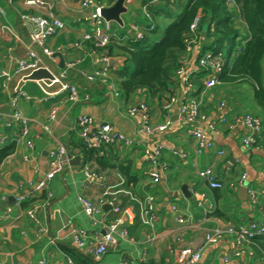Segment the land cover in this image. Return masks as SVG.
I'll list each match as a JSON object with an SVG mask.
<instances>
[{
  "label": "crops",
  "instance_id": "crops-1",
  "mask_svg": "<svg viewBox=\"0 0 264 264\" xmlns=\"http://www.w3.org/2000/svg\"><path fill=\"white\" fill-rule=\"evenodd\" d=\"M43 1L48 9L27 6L23 0H0V150L15 146V152L0 166V264H39L42 260L48 264H67V258L75 264H180L178 252L186 247L202 248L199 264H264V238L242 244L234 235L211 242L206 240L207 234L215 228L227 230L264 222V139L258 148H247L243 138L249 131L239 121L247 113L259 117L257 109L251 107L250 87L217 84L206 89V76L201 80L197 77L200 69L196 51L184 62L187 71L193 72L194 85L189 88L185 78L176 74L171 93L160 99H153L142 90L130 97L123 94L113 82L115 72L124 66L121 60L114 62L110 74L119 95L108 85L90 84L83 74H94L101 67L100 53L87 44L81 49L75 44L90 32L86 16L91 9H83L76 0ZM96 1L107 8L117 0ZM150 1L125 2L128 12L122 15L124 25L110 23L115 39L123 43L136 39L137 31H143L150 19ZM187 1L153 2L155 7L174 4V16L166 19L163 14L155 13L158 30L150 37L151 42L164 37L165 30L183 12ZM50 8L65 24L57 36L47 41V46L55 52L51 68L57 72L65 70L67 82L76 84L80 100L75 104L69 100L68 93L46 97L34 80L26 81L17 93L21 78L16 70L30 50L31 33L21 16H45ZM239 26L242 35L237 44L241 45L232 50L231 64L236 61L237 51L247 42L245 27L242 23H238ZM203 43L210 45L211 41L204 38ZM227 52L228 48L224 49V57ZM62 60L65 65L60 69ZM72 63L75 65L69 67ZM5 73L11 78H6ZM199 82L203 84L202 89ZM17 95L18 108L32 120L30 136L35 150L28 161L24 160L29 153L18 138L17 128L6 127L14 111L13 98ZM172 96L180 101L185 97L201 100L200 127L213 142L212 150L197 154L189 127L179 121L178 104L168 107ZM140 103L149 105L152 123L171 120L166 132L155 138L143 132L141 117L128 115V109ZM52 110L56 111L53 119ZM84 115L94 120L91 133L103 124H111L133 142L132 146L118 142L102 147L98 154L87 155L76 131L77 120ZM43 126L50 130L45 131ZM211 126L216 131H212ZM155 144L163 146L161 178L157 182L146 174L149 166L145 149ZM59 146L75 155L72 167L51 182L50 195L35 191L44 174L42 168L48 170L49 153ZM220 151L223 154H219ZM85 166L97 175L96 179L87 180ZM120 166L129 167L132 178L123 175ZM207 169H212L221 179L222 189L211 188L200 176V172ZM244 174L245 184L239 186ZM184 186H187L185 193ZM243 187H253L260 192L258 203L251 201L248 191H242ZM148 195L156 198L153 221L144 213ZM22 196L26 199L19 203ZM81 197L100 208L95 223L84 212ZM110 201L129 208L133 218L129 220L125 216L128 237H118L117 243L100 260H95L89 248L101 241L108 226L120 217ZM33 208L38 222L27 215V210ZM75 228L86 230L90 236V245L84 250L75 246ZM237 252L240 255H236Z\"/></svg>",
  "mask_w": 264,
  "mask_h": 264
},
{
  "label": "built area",
  "instance_id": "built-area-1",
  "mask_svg": "<svg viewBox=\"0 0 264 264\" xmlns=\"http://www.w3.org/2000/svg\"><path fill=\"white\" fill-rule=\"evenodd\" d=\"M12 1V0H9ZM81 4L83 9H91L90 13L86 16V21L90 26V32L84 34L83 40L75 44L76 48H83L87 42L95 40L99 46H105L111 35L112 29L109 22H107L101 15L104 6L97 2L96 0H76ZM155 0H151L149 5L153 4ZM24 4L30 7H47V3L43 0H23ZM131 0H126V4H129ZM228 6L231 10H236L234 5V0H227ZM147 7V6H146ZM22 21L30 27V50L28 51L26 57L19 61L16 74L20 76L21 80L29 77L35 71L40 69L48 70L53 76L52 79H40L34 80L37 85L41 88L46 97L52 98L59 96L64 93H68L69 100L75 104L79 99L78 88L76 84H71L66 80V71H55L51 68L53 62H55V52L52 51L47 46V41L57 36L64 28V22L57 17L51 10L43 15H32L24 14L21 16ZM200 16H198L190 27V34L187 36L185 42L188 45L187 53L192 54L194 52V46L199 41V24ZM155 25H151L150 29L153 30ZM145 34L143 31H137L136 39L143 40ZM99 53V52H98ZM223 54H214L213 52H206L198 56V66L200 70H207L209 72L206 75L205 88L210 89L218 84L217 73L221 71L223 61ZM99 62L101 67H99L94 74H83L84 79L90 84L101 83L103 85H108L111 90L117 92L114 88L113 82H111V62L104 53H100ZM75 64H69V67H73ZM6 78L10 79L9 73L4 74ZM177 75L185 78V81L192 87V77L193 72L187 71L186 67L181 68L177 71ZM59 84L60 87L56 90L50 92L45 89V87H52ZM19 93V92H17ZM19 96L17 95L13 98L14 111L11 114L9 120L6 123V127L9 129L17 128L18 138L23 141L27 147L28 153L24 156V160L28 161L35 150V142L30 136L32 120L26 117L18 108ZM177 103L179 107V121L184 125L189 127V133L195 141L196 152L201 154L204 150H212L214 144L209 141L206 136L205 129L200 127L201 122V108L202 102L197 98L185 97L183 100H179L176 96H172L168 103V107ZM56 115V111H51V118L53 119ZM128 115L130 117H135L139 115L141 117V125L143 132L149 138H155L157 135L162 134L168 130L171 125V120L168 118L162 124L152 123L151 109L147 103H140L139 105L131 106L128 109ZM247 130V134L243 138V144L247 148H258L260 144V139L264 132V124L260 117H257L251 113L243 115L239 119ZM94 120L90 116H81L77 120L76 131L78 132L81 140L89 148H100L105 146H110L114 143L122 142L126 146H132L133 142L117 131L111 124H103L95 133H91L90 127L93 125ZM45 131H49L48 126H43ZM212 131H216L215 127L211 126ZM163 146L155 144L152 148L145 149V154L148 162L149 169L146 172L147 176L151 178L154 182L159 181L161 178V156H162ZM223 154L222 151L218 152ZM75 158L73 153H70L66 147L59 146L53 149L49 153L48 158V170L43 174L42 179L35 186L34 190L37 192H46L49 194V187L51 182L62 174L65 170L72 167V161ZM85 175L88 181L97 178V175L90 169L89 166H85ZM200 176L208 181L209 186L213 189H222L224 184L221 179L215 174L212 169H207L200 172ZM246 181V174H244L239 181V186H244ZM248 187V186H247ZM248 193L251 196V201L253 203H258V196L260 192L255 188H248ZM26 197L22 196L18 199L19 203L25 201ZM80 201L83 205L84 212L89 217L92 223L97 221V216L100 213V208L93 204L88 199L81 197ZM156 198L154 195H148L145 199L144 213L149 217V220L153 221ZM115 212L120 214V217L112 222L107 229V233L102 237L93 248H89L90 255L95 260H100L111 247H113L118 240V237L127 238L128 230L125 227V218L128 217L131 220L132 214L131 210L127 207H121L116 205L113 201L109 202ZM27 215L34 222H38L36 216V210H27ZM126 216V217H125ZM225 235L236 236L240 244L251 242V239L257 236H264V222L251 224L249 226H239L232 227L227 230H222L220 228H215L207 234V242L217 240L224 237ZM75 246L79 250H84L88 247L90 242V236L88 232L82 228H75L73 231ZM180 264H199L202 258V248L192 249L190 247L182 248L178 252ZM240 255V253H236ZM39 264H48L46 260H42ZM67 264H75L71 258H67Z\"/></svg>",
  "mask_w": 264,
  "mask_h": 264
},
{
  "label": "trees",
  "instance_id": "trees-1",
  "mask_svg": "<svg viewBox=\"0 0 264 264\" xmlns=\"http://www.w3.org/2000/svg\"><path fill=\"white\" fill-rule=\"evenodd\" d=\"M173 5H150V19L143 30V40L134 38L123 43L111 35L105 46H99L95 40L87 42V45L96 52L104 53L112 62H123V68L115 72L113 80L123 94L130 97L142 90L148 92L151 98L160 99L171 93L177 71L185 67V59L191 55L187 53L185 40L190 34L191 25L200 16L199 41L193 45L197 56L208 51L216 55L223 54L224 49L228 48L221 71L216 75L218 84L248 85L253 93L251 107H255L257 115L264 120V0H234L236 10L229 8L227 0H188L183 12L165 30L164 37L151 42L150 37L158 30L155 15L163 14L166 19L172 18ZM238 23L245 27L247 42L237 51L236 61L231 64L232 50L241 45L237 44L238 37L242 35ZM151 25H155L153 30L150 29ZM204 38L211 41V44L203 43ZM208 72L209 69L199 70L198 79L201 80ZM191 83L194 85V80ZM199 86L203 88L202 82H199ZM263 139L262 135L259 141ZM81 146L87 155L98 154L102 148H89L83 141ZM14 152L13 145L1 149L0 166ZM119 170L123 175L131 177L129 167L120 166ZM263 238L257 236L251 242Z\"/></svg>",
  "mask_w": 264,
  "mask_h": 264
},
{
  "label": "water",
  "instance_id": "water-1",
  "mask_svg": "<svg viewBox=\"0 0 264 264\" xmlns=\"http://www.w3.org/2000/svg\"><path fill=\"white\" fill-rule=\"evenodd\" d=\"M126 0H117L111 7L104 8L101 12L102 17L109 23L115 22L119 24L120 26H123V18L122 15L126 14L128 12L127 7L125 6ZM56 56H59L61 58L60 54H56ZM64 60H62L61 65L59 66L60 69L64 68ZM115 66L114 62H111V67L113 68ZM53 76L51 73L46 70V69H40L38 71L33 72L32 74L29 75V77L23 79L20 81L19 87L17 89V92H20L21 88L24 86L25 82L28 80H40V79H52ZM60 85L56 84L52 87H45L47 91H54L57 88H59ZM177 113L179 112V107L177 106L176 108ZM45 160V157H44ZM45 162V161H43ZM47 169L42 168V172L45 173ZM242 191L247 193L248 189L247 187H243ZM183 192H187V186L183 187Z\"/></svg>",
  "mask_w": 264,
  "mask_h": 264
},
{
  "label": "rangeland",
  "instance_id": "rangeland-1",
  "mask_svg": "<svg viewBox=\"0 0 264 264\" xmlns=\"http://www.w3.org/2000/svg\"><path fill=\"white\" fill-rule=\"evenodd\" d=\"M181 13V12H180ZM179 15V14H178Z\"/></svg>",
  "mask_w": 264,
  "mask_h": 264
}]
</instances>
